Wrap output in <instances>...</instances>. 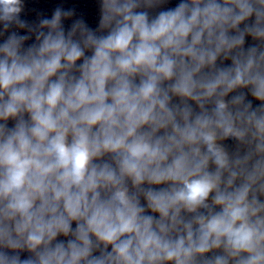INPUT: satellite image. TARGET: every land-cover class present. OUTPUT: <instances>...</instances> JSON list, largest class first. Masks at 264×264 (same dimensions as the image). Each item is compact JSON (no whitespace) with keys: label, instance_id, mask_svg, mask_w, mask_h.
I'll return each instance as SVG.
<instances>
[{"label":"clouds","instance_id":"1","mask_svg":"<svg viewBox=\"0 0 264 264\" xmlns=\"http://www.w3.org/2000/svg\"><path fill=\"white\" fill-rule=\"evenodd\" d=\"M166 2L0 0V264H264V0Z\"/></svg>","mask_w":264,"mask_h":264}]
</instances>
